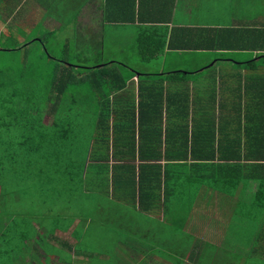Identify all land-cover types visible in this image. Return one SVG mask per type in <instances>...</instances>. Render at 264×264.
<instances>
[{
	"label": "trees",
	"instance_id": "trees-1",
	"mask_svg": "<svg viewBox=\"0 0 264 264\" xmlns=\"http://www.w3.org/2000/svg\"><path fill=\"white\" fill-rule=\"evenodd\" d=\"M1 1L4 2V0H0V3ZM7 1L10 11H14L16 5H14V1ZM32 9L41 11V8H37L35 5ZM23 10L22 7L19 10L20 13ZM12 21L14 22V20ZM19 25L17 31L20 36L15 40L8 37L6 42H2L10 46L6 47L0 43V52L21 50L34 41L42 44L44 53L42 52L40 56L46 61L43 58L41 61L46 66L53 68L52 78L49 83L46 82L50 86L49 90L55 92L54 99L52 98L53 100L49 103L51 106L48 107L46 104L49 110L47 112H51L52 118L49 125L43 124L42 114L46 109L44 108L45 100L41 96L30 98L27 95L24 100L26 103L23 101L15 103L16 107L7 110L4 119L0 121V132L2 129H6L12 133L9 136L11 140L0 142V179L8 175L7 178L17 184H24L26 192H29L26 181L40 175L39 180L32 181L38 182L39 185L43 183L44 193L37 191L34 193L43 198L44 205L48 206L47 200L51 195L58 203L60 200L57 201L58 196L67 192L75 193L93 201V206H96L97 211L101 209L100 212L104 214L100 217L101 220L106 219V221H113L112 215L120 216V211L113 210L111 212V206L114 203L118 206H132L135 210L139 209L146 213L156 206H166L174 193L181 194L180 190L182 189L178 188L184 184L190 186L194 181L195 185L203 184L207 187L216 186L219 181L221 195H216V200L222 201L223 197L229 204L233 201L234 194H240L234 191L237 186L245 180H255L254 182L259 187L256 204L258 208H264L263 137L259 142H252H257L252 146L248 142L249 139L246 138L242 147L241 140L237 141V145L232 143L235 136H239L241 128H238V132H230V134L222 131L217 133L213 124L202 129V125L198 122L200 117L196 116V109L199 106L194 100L199 93L195 91V97H192L193 94L190 93V90L184 88L186 85H181L184 81L187 84V79H184L183 75L184 78L182 76L178 78L177 87H171L173 83L163 84L162 81L151 83V80L141 79L140 76L156 74L138 73L132 69H128L129 72H127L119 66L126 67L123 62L108 60L103 52H93L86 48L83 50L72 49V54L77 57V61L68 63L49 52L44 42L43 32H37L42 29L39 27L40 22L37 18L33 21H26V26H24L26 28L21 23ZM64 38L62 40L57 36L53 41H49V39L48 41L50 44L61 42V49L68 52L65 48L72 44L67 43ZM162 48L163 42L147 52L141 46L140 55L144 60H149ZM258 57L264 59V53ZM90 59H93L95 63L86 65V61ZM56 62L60 64H56ZM29 65L31 63L26 62V72ZM12 73L14 71L11 69H8L6 73L2 72L9 76ZM137 73L140 76L137 80L136 90L134 91V87L130 90L127 87L128 81ZM27 77L29 76L26 74V79ZM37 77V73L32 76V78ZM74 84L84 85L94 94L93 101L96 102H93L92 107L96 110L95 112H86L85 104L79 105L78 101L83 95L74 88L72 89ZM2 85L0 83V89L5 90L4 86L7 84ZM14 92V89L9 87L6 94L11 98ZM96 93H100L99 100ZM135 93H137V98H135ZM77 95L79 96L77 97ZM63 97H67L63 105L67 108L60 113L52 111L56 106L59 107ZM238 102V109L242 108L240 102L243 107L248 105V110L253 108L254 117H259L262 113L260 115V118L262 117L261 125H258L260 128L249 119V115L242 117L246 119L244 135H250L260 129L263 131L264 99H238ZM208 105L213 107L214 102ZM190 113L194 114L195 118H190ZM240 118L241 116H238V119ZM9 132L5 133L9 135ZM230 159L236 160L224 163L225 160ZM242 159L248 160V163H241ZM230 174L233 175L229 176ZM217 177H221V179H217ZM8 183V180L0 181V197L6 201L10 196ZM93 192L96 194L92 196ZM55 196L57 197L55 198ZM9 218L10 223L11 221L16 223L19 217L10 214ZM169 225H171L170 222ZM30 226L33 228V232H29L27 229L22 231L20 228L23 227L20 225H18L19 229L16 226L17 230L15 228L10 232L9 226L3 224V220L0 218V264H24V248L30 252L31 241L36 242L42 250L44 249L46 244L38 232L39 226L34 224H30ZM137 229L140 233L148 235L144 228L137 227ZM124 231L131 237L129 241L134 245L136 240L134 230L126 228ZM242 234L252 236L247 233ZM171 235L175 236L173 232ZM11 236L18 239L16 246L14 242H10ZM176 238L179 241L178 245H181L184 251L192 247H194V251H191L190 257L189 255L187 258L186 256L179 257L174 260L176 262L173 264H212L216 262L214 256L220 254V250L213 243H205L207 246L203 249L201 241L199 242L200 246H198L199 243L191 246L190 243L184 244V236L180 233H177ZM241 240H243L242 243L247 252L245 264H264L263 256L256 257L257 251L264 250V236L253 237V239L250 237L246 241L242 237ZM75 244L74 251L60 257V260L66 264H78L79 262L88 264L82 259H74L81 253L87 255L90 264L92 255H88L87 248L82 251L83 243L78 241ZM166 246L168 245L154 246L150 242L145 248L146 251L141 252L145 254L142 257L143 260L148 258L147 252L149 251L157 252L159 255L157 258L160 260L163 259L162 256L170 260V257L173 258L174 255L161 249ZM92 247L89 249L90 251L94 250ZM197 250L200 251L199 256ZM223 250L225 252V249ZM50 255L45 254L42 257L47 256L49 261ZM232 255L238 258L241 256L240 252H233ZM89 256L90 258H88ZM97 256L100 257L101 253H98ZM32 258L37 264H44V260L46 261L45 258L44 260L39 259L35 254L32 255ZM32 258H30L31 263L28 262L29 264H34ZM107 258H109V262L101 264H117V261L113 260L111 256ZM127 258H129L127 264L138 263L135 257Z\"/></svg>",
	"mask_w": 264,
	"mask_h": 264
},
{
	"label": "crops",
	"instance_id": "crops-1",
	"mask_svg": "<svg viewBox=\"0 0 264 264\" xmlns=\"http://www.w3.org/2000/svg\"><path fill=\"white\" fill-rule=\"evenodd\" d=\"M13 1L16 5L12 12L7 0L0 3V27L4 30L0 32V43L6 42L8 37H12L13 40L19 37L17 31L19 24L24 27L28 20L40 19L39 27L44 28L41 31L44 42L48 41V36L62 27L60 22L62 17L57 20L47 16V20L42 22V18L44 19L49 12L56 11L54 5L62 4V0ZM256 1L258 5H255ZM37 2H40V5ZM27 3L29 6L33 4L32 6L41 8L37 16L32 13L31 7L26 10ZM86 4L87 6L76 17L71 35L63 37L67 43L72 44L73 50H79L83 46L84 49L93 52L101 51L108 60L123 62L126 67L119 66L127 72L128 69H132L138 73L156 74L147 76L135 74L128 81L129 85L134 87V91L139 76L141 79L151 80V83L162 81L163 84L173 83L171 87H177L178 78L183 75L185 78L182 77L187 79V84L184 81L181 85H186L184 88L190 90L192 97H195V91L199 93L194 100L199 106L196 109V116L200 117L198 122L202 125V129L213 124L217 133L222 131L230 134V132H238V128H241L239 136H235L232 143L237 145V141L241 140L242 147L246 138L249 139L250 146L257 143H252L254 141L259 142L261 137L264 139V127L263 131L260 129L250 135H244L243 132L246 119L242 117L249 115V119L260 128L258 125H261L262 113L259 117H254L253 108L248 110V105L243 107L241 102L242 108L237 107L238 99H264V59L258 57L264 53V0H88ZM22 7L24 10L20 13ZM162 42L163 48L154 57L149 60L142 58L141 46L147 52ZM127 43H130V46L125 47ZM125 52L128 53L127 58L136 59L139 65L134 66L121 59L119 56H124ZM192 58L201 62L189 67L186 63ZM174 71L178 73H171ZM205 96L213 98V107H209L204 100ZM137 97L135 93V98ZM238 116L241 118L238 119ZM190 118H195L194 114L190 113ZM235 160L223 162L231 163ZM244 162L248 163V160L242 159L241 163ZM161 207L163 210L157 217L162 218V224L170 222L174 225L175 214L170 215L172 206ZM209 210L200 209L196 219L208 220L206 216L214 215L217 217L215 212H212V215L207 214ZM152 211L153 209L146 214ZM256 211L264 213V208L257 207L247 213V216L245 215L246 218L242 223L246 226L248 222L249 227L246 226L242 233L258 238L264 236V220L257 216ZM188 215H190L189 210ZM187 216L177 215L175 223ZM235 220H238L237 216L231 221ZM180 226H186L188 229L192 227L191 224L185 223ZM197 228H199L198 224H196ZM220 231L214 228L215 234L218 235ZM195 232L199 233L198 230ZM178 233L182 235L181 228ZM238 240L243 242L241 237H238ZM150 242L157 246L154 241ZM215 245L220 250V254L214 256L216 262L212 264H234L240 260L232 255L233 252H237L240 245H243L238 243L237 239L229 244V248ZM206 246L203 242L201 248L205 249ZM170 248L166 246L161 249L174 255L175 251ZM193 248L186 249L187 251L190 249L189 257L191 251H194ZM243 249L246 257V248ZM197 251L199 256L200 251ZM260 252L264 257V250ZM162 261L167 262L164 259ZM245 263L246 261L243 260L240 264Z\"/></svg>",
	"mask_w": 264,
	"mask_h": 264
},
{
	"label": "rangeland",
	"instance_id": "rangeland-1",
	"mask_svg": "<svg viewBox=\"0 0 264 264\" xmlns=\"http://www.w3.org/2000/svg\"><path fill=\"white\" fill-rule=\"evenodd\" d=\"M87 1L88 0H62V4L54 5V10L56 11L49 12L44 19L42 18V22L44 23L47 20V16H50L51 19L57 20L62 17L60 21L62 27L59 30L54 31L52 36H48L47 40L49 39V41H51L57 36L63 40V37L70 36V32L76 21V17H78L83 8L87 6ZM37 3L40 5V2ZM256 3L257 1L255 2V5H258ZM27 5L28 7H26V10L27 8L29 9V7H31L32 13L37 16L38 11L32 9L34 7L32 6L33 4L29 6V3H27ZM54 13L56 14L54 15ZM2 31L4 30L0 27V32ZM40 31H43V28L37 32ZM49 41L45 42V45L48 47V50L52 55L61 60L67 61L68 63H75L77 61V57L72 54L73 50L71 45H68V47L65 48L63 43L65 50H68V52H66L61 49V42H53V44H50ZM1 44L6 45V47L10 46L3 43ZM128 46H130V43L125 45V47ZM83 49L84 47L82 46L79 50ZM42 52L43 46L38 41L32 42L21 50L0 52V70H2L0 71V83L3 85L7 84L4 86L6 87L4 88L6 91L0 89V121L4 119V115L7 114V110L9 108L12 110L13 107H16V105H14L15 103L22 101L24 102L26 96L29 95L30 98H37L41 96V98L45 100L44 108L46 110L42 114V122L45 125L50 124L52 114H50L51 112L48 113L47 111H49L48 107L51 106L49 103L54 99L53 95L55 92L49 90L50 86L48 83L50 78H52L51 73H53V68L46 66V64L41 61L43 58L40 56ZM127 54L128 53L125 52L124 56L119 57L123 60H126L131 65H139V62L136 59L127 58ZM43 60L46 61L45 58H43ZM26 62L31 63L27 72L25 70ZM200 62V60L196 58L193 60L192 58V60L187 62L186 65L192 67L194 63ZM94 63L95 62L93 59L86 61V65H92ZM56 64L60 63L56 62ZM8 69L14 71L11 76L2 74L3 71L6 73ZM35 73H37L38 77L32 78ZM26 74L29 76L27 79ZM9 87L15 91L11 98L10 95L7 96L6 94V92L9 90ZM73 88L79 94L83 95L80 96L81 99L78 101L80 102L79 105L81 106L85 104L86 112H95L96 110L92 107L93 102H96L93 101L94 94L87 90L84 85L79 86V84H74L72 89ZM128 88L132 90L131 85H128ZM78 93L75 92V94ZM78 96L79 95H77V97ZM96 96L99 100L100 93H96ZM110 97L113 98L112 95H110ZM66 98L67 97H63L59 107L56 106V108H54L52 111H56L58 113L63 112L67 108V106H63ZM212 99L213 98L208 96L204 97V100L208 104L213 102ZM241 102L243 103V101ZM24 103H26V101ZM46 104L48 107H46ZM10 131L13 130L10 129ZM5 132H9V130H1L0 142L2 140H11V137L9 136L12 132H9V135ZM7 176L8 175L3 176L0 179V181L8 180V190L10 193L8 201L0 197V218H2L3 224L9 226L10 232L11 230H14L16 226L18 228V225L23 227L20 228L22 231L27 229L29 232H33V228L30 226V224L37 225L39 226L38 232L41 234V238H44L46 244L42 250L39 245L36 244V242L31 241V251L29 252L26 250V248H24V264H29L28 262L31 263L30 258H32L33 254L38 256L39 259L44 260L45 258L46 261L44 260V264H66L60 260V257H64L65 254H71V252L74 251V246L76 245L75 243H78V241L79 243H83L81 248L82 251L83 249L87 248L86 250L88 255H92L90 264H101L104 262L108 263L109 258L107 257L109 256H111L113 260H116L117 264H127L126 262L129 260L127 257L129 256L136 258L138 262L136 264H165L167 262H169L168 264H173L176 262L174 260L178 259L179 257H185L190 253V249L189 251H184L181 245H178L179 241L177 240L176 235L179 231V228L182 230V235L185 236V241L182 240L184 241V244L190 243L191 246H194L195 243H199L201 241L207 244H219L222 248H229V244H231L233 240L237 239L238 243H242V241L238 240V237H243L245 241L250 239V236H246L245 234L240 236V234L245 231V227L248 225V222H246L245 226L242 223V220L246 218L247 213L257 209L256 197L259 190L257 183L254 182L255 180H245L241 185L234 189V191H237L240 194H234L233 201L227 204L223 197L222 201L216 200V195H221L219 189L221 186L219 181L217 182L216 186L210 185L209 187L203 184L195 185V181L191 182L190 186L189 184H184L181 188H178L182 189L180 190L181 194L179 195L174 193V196L169 199V202L166 205L172 206V212L170 215L173 213L175 214L174 225H169V223L162 224V218L157 217L159 212L161 213V210H163V207H161L162 205L156 206L152 212L146 214L139 209L135 210V208L132 206H118L116 203L111 206V203H109L111 206V212L113 210L116 212L120 211V216L112 215L113 221H106V219L101 220L100 217L104 216V214L100 212L101 209L97 211L96 206H93V201L75 193L70 194L67 192L66 194L58 196L57 201L60 199L58 203L55 202L53 195H51L50 199L47 197L48 206H46L43 204V198L34 193V191L44 193L45 189L42 185L43 183H40L39 185L38 182L32 181L38 179L40 175L34 176L33 178H30L26 181L27 188L30 190L29 192H26V187L24 188L23 186L24 184L19 185L13 180L7 178ZM218 178L221 179V177H217V179ZM94 194H96V192L91 193L92 196ZM56 197L57 196H55V198ZM212 199H214V201H212ZM202 208L210 209V212H207V214L211 213L212 215V212L217 213V217L215 215L206 216L208 220H197L196 215L200 214L199 210ZM188 210L190 211V215L187 216ZM255 213H258L257 216L264 220V213H261L260 211H256ZM10 214L19 217L16 220V223L12 221L10 223ZM177 215L187 217L185 219H180L177 223H175ZM235 216H237L238 220L231 221ZM183 223L191 224L192 227L188 229L186 226H180ZM196 224L199 225V228L197 229ZM66 227L68 228L66 229ZM137 227H141L142 229L144 228L148 235L140 233ZM126 228L128 230H134L137 240H135L134 245L129 241L131 237H129L127 232L124 231ZM214 228L221 230L218 235L214 233ZM195 230H198L199 233L197 234ZM172 232L175 234V236L171 235ZM222 235H224V237H222ZM251 239H253V236H251ZM150 241H154L158 246L167 244L168 247H171L170 250L176 251L174 257H170L169 260L168 258L162 256L161 258L167 261L165 262L155 257V255L159 256L157 252L149 251L147 252L148 258H146L144 261L142 257H144L145 254L141 252L146 251L145 248H147L146 246L150 243ZM10 242H14L16 246L18 239L14 236H11ZM85 245H87V247H85ZM91 247L94 248V250L92 249L90 251L89 249H91ZM243 248L244 244L242 246L240 245V248H238L237 252H240L241 256L239 258L240 260L234 264H240L243 262V260L246 261L245 250ZM79 251L81 252V250ZM46 252L55 254L50 255ZM98 253H101L100 257L97 256ZM45 254L50 255L49 261L47 256H44V258L42 257ZM90 256L88 258H90ZM261 256L262 253L257 251L256 257L259 258ZM74 259H82L83 261H87L88 264L90 262L87 259V255H83L81 253L75 256ZM33 263L37 264L35 261ZM78 264L82 263L79 262Z\"/></svg>",
	"mask_w": 264,
	"mask_h": 264
}]
</instances>
